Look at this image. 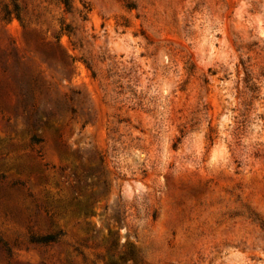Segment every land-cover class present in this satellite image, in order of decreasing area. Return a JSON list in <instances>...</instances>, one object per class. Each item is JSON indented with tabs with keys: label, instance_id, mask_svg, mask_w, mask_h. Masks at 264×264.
I'll use <instances>...</instances> for the list:
<instances>
[{
	"label": "rangeland",
	"instance_id": "obj_1",
	"mask_svg": "<svg viewBox=\"0 0 264 264\" xmlns=\"http://www.w3.org/2000/svg\"><path fill=\"white\" fill-rule=\"evenodd\" d=\"M0 264H264V0H0Z\"/></svg>",
	"mask_w": 264,
	"mask_h": 264
},
{
	"label": "trees",
	"instance_id": "obj_2",
	"mask_svg": "<svg viewBox=\"0 0 264 264\" xmlns=\"http://www.w3.org/2000/svg\"><path fill=\"white\" fill-rule=\"evenodd\" d=\"M14 1V0H13ZM62 2L66 5V6H70V2L71 0H62ZM19 18V16H17ZM73 63V62H72ZM32 141L33 142H36V143H39L41 142L40 139L36 138V137H33L32 138ZM64 231L61 230L59 231L58 233L56 234H48V235H44V236H40V237H33L32 238V242L34 243H37V244H43V245H49V244H52V243H56L58 242V240L64 236Z\"/></svg>",
	"mask_w": 264,
	"mask_h": 264
}]
</instances>
